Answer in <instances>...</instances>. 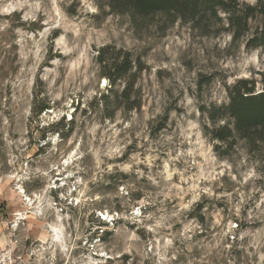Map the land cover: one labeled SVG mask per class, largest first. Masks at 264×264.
Instances as JSON below:
<instances>
[{"label": "rangeland", "instance_id": "rangeland-1", "mask_svg": "<svg viewBox=\"0 0 264 264\" xmlns=\"http://www.w3.org/2000/svg\"><path fill=\"white\" fill-rule=\"evenodd\" d=\"M107 2L0 0V264H264V144L219 156L199 113L261 91L264 48ZM104 45L140 61L132 109L101 99Z\"/></svg>", "mask_w": 264, "mask_h": 264}, {"label": "trees", "instance_id": "trees-1", "mask_svg": "<svg viewBox=\"0 0 264 264\" xmlns=\"http://www.w3.org/2000/svg\"><path fill=\"white\" fill-rule=\"evenodd\" d=\"M107 6L111 13L128 16L135 30L155 26L164 32L181 23L199 36L227 33L233 42L242 41L246 50L264 48V0H108ZM95 60L99 76L109 86L101 99H118L132 109L131 92L142 70L139 59L128 50L104 45L96 50ZM122 82L118 93L114 86ZM256 83L255 78H239L226 87V103L199 107L200 115L209 122L203 129L216 141L219 156L226 155L239 140L253 150L264 144V88L257 92ZM45 109L47 105L39 111Z\"/></svg>", "mask_w": 264, "mask_h": 264}]
</instances>
